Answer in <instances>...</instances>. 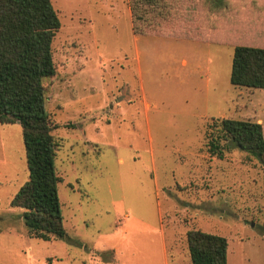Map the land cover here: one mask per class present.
<instances>
[{"label":"rangeland","instance_id":"obj_1","mask_svg":"<svg viewBox=\"0 0 264 264\" xmlns=\"http://www.w3.org/2000/svg\"><path fill=\"white\" fill-rule=\"evenodd\" d=\"M239 1L247 43L264 47V0ZM51 2L61 26L55 74L43 85L69 237L91 243L126 212L153 227L160 209L179 264H191L190 229L225 237L227 264H264V167L240 149L219 158L207 146L215 118L264 128V88L229 81L234 45L220 43L229 36L138 34L129 0ZM27 178L21 126L0 124V229L26 230L8 199ZM4 238L0 264L77 263L89 253L79 242L27 232L22 243ZM102 241L95 248L116 238Z\"/></svg>","mask_w":264,"mask_h":264},{"label":"trees","instance_id":"obj_2","mask_svg":"<svg viewBox=\"0 0 264 264\" xmlns=\"http://www.w3.org/2000/svg\"><path fill=\"white\" fill-rule=\"evenodd\" d=\"M134 30L141 35L217 39L232 44L229 81L264 88V47L252 46L248 27L239 20V0H129ZM241 11V12H239ZM188 23V26L187 24ZM185 24V27H183ZM51 0H0V124L21 126L28 171L9 205L19 209L27 235L42 240L68 236L58 191L57 140L46 107L43 81L55 74L52 42L60 28ZM251 33V32H250ZM219 36V35H218ZM245 39V42H242ZM248 39V40H247ZM211 155L223 158L236 148L264 167V128L250 120L215 118L207 128ZM216 132V134H214ZM264 239V223L262 224ZM191 264H227L225 237L200 229L186 232Z\"/></svg>","mask_w":264,"mask_h":264},{"label":"crops","instance_id":"obj_3","mask_svg":"<svg viewBox=\"0 0 264 264\" xmlns=\"http://www.w3.org/2000/svg\"><path fill=\"white\" fill-rule=\"evenodd\" d=\"M119 161L121 162L122 159ZM13 194L12 192L8 203ZM10 212H13V220L20 221L19 210H10ZM157 213V222L153 227L146 222L144 216L126 212L122 218L114 221L110 230L98 234L96 240L91 243H84L70 237L74 242H79L80 246H84L89 253L86 256H80L77 263H73L75 259L73 258L68 264H179L177 254L169 252L160 209ZM8 235L16 237L17 242L22 243L20 237L26 235V230L23 228L16 230L12 227L0 229V242H3L6 239L4 237ZM108 238H116L115 243L105 245L102 249L95 248L97 244L107 243L102 240ZM27 250L30 251L31 247L28 246ZM47 261L51 263L50 258Z\"/></svg>","mask_w":264,"mask_h":264}]
</instances>
